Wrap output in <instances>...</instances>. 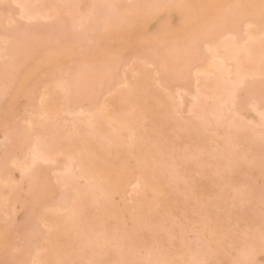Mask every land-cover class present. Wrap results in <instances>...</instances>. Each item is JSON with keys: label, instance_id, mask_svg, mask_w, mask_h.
I'll return each instance as SVG.
<instances>
[{"label": "rangeland", "instance_id": "rangeland-1", "mask_svg": "<svg viewBox=\"0 0 264 264\" xmlns=\"http://www.w3.org/2000/svg\"><path fill=\"white\" fill-rule=\"evenodd\" d=\"M90 1L91 0L76 1V14H82L83 10L85 13H88L86 9H89V6L87 5L90 4ZM144 1L145 4H148L150 2L149 4L161 5L164 0ZM196 1L197 0H192V2H195V6ZM133 2H135V0H119L118 5H130ZM56 5L57 6L55 10L59 17H70V12H68L67 10L66 3L58 2L56 3ZM141 5H143V3ZM150 10H153L154 16L156 17L148 19V21H150V19L152 21L149 23L147 22V28H145L143 33H141L142 36H140L141 34H131V36L127 37L126 43L119 44L117 42L118 51L121 53L120 59L113 61L110 58H107L108 60L105 61V64H107L108 67L107 75L105 76L102 83L93 89L95 99L93 101H89L88 99L78 100L76 98V94H73L72 92V94H70L69 92L68 96H70L72 101H70V98L67 96L69 99V103L66 106L64 104L65 101L61 99L64 102H60L61 104L58 103L60 104L59 106H57L59 115L55 119L49 120L48 118L49 122H47L49 124L44 123V120H47V118L44 119L45 116H41L39 118L40 120H38L37 118V122L40 121V124L38 123L39 125H41V120L44 119L43 123L45 124V126L43 125L42 127L38 124H34V129H32V131H30V135H27L25 138H23L20 133L22 130L21 128H27L29 126L28 119H30L31 117H35L36 109L40 105V96L43 95L45 91H47V87L45 88L44 86L46 82L51 84V86L50 84L49 86L53 88L54 95L62 97L63 95H59L62 93L59 92L61 90L60 88H58V83L64 82L69 78V76L76 74L78 71L80 72L81 68L82 70L85 69L88 62L92 69H96L98 66H100V64L104 62V56L100 55L97 52V49L100 47L99 44L101 39L95 40V37H97V34L99 33V29L93 24L94 21L97 20V16H92V19L88 21L89 23L83 20L87 24H84L83 22L81 24L85 26L78 24L79 26L75 27V25L70 24L69 26L65 27L66 29L63 30L64 32H61L64 33L60 34L61 41H65L68 44H71V46L73 45L74 53L72 55V59H67L59 68L52 69L48 64L42 61L39 55L40 53L37 52L32 54L31 57L27 58L25 63L18 68V71L15 72L16 79L14 83L8 84L7 80H4L1 85V88H5L4 93H2V95L0 94V104L2 105V110L0 112V159H3L4 157V160L7 161L14 155L16 156L21 152H26L29 148V145H31L32 143L35 132L37 130L42 131L41 129L49 132L47 131L49 127L53 128V131L56 133L55 134L52 131L53 135L55 134V136H58L61 143H66V141H68L66 136L68 134H71L76 125L79 124L80 126H84V124L88 122L86 118L87 116H89L90 112L95 111V109L97 108H104V103L107 100L113 101L111 99L116 94H118L120 90L125 89L128 84L126 83L127 81H134L140 76L138 70L146 72L147 75L149 72L148 76H150L151 78L148 77V80L150 79L148 81V84L150 82V89L153 90L151 91L150 89H148L150 90V92L154 94L157 93L159 96L163 97L164 100L167 98L166 103L168 107L172 103L171 108H169L172 116L171 114L168 115L169 118L172 119V124L165 123V120H163V117H161L160 114L156 115V117L159 118L157 119L158 122H152L151 118L154 114V107L151 104H148L147 107L144 108L145 117L140 120V123L142 127L141 132L143 131V133L145 132L148 135L149 141L148 139H143L145 140L146 145L149 144L147 150L153 151L152 147L157 146V144L154 145L155 143L153 142L155 140H158L159 138L163 139L164 135L168 136L169 139L165 142V152L161 153L163 159L170 158L169 155L178 154V151H181V148L183 147L185 149L190 148L192 146L191 144L194 140L195 134L193 132L191 133L190 131V134H188L189 132L186 131L184 133H187L188 135L186 134L184 136V133H182L183 131L180 127H178L177 123L179 124V122H185L192 118V113L189 112L192 105V94L195 91L196 86H200V84H202L203 82L202 68L206 66V64L210 60L212 52L216 47L219 46L221 42L230 41L234 38L243 39L246 37L249 30H253L256 33L258 32V39H260L259 44H263L264 46V14H262L261 17H258L251 12H243L237 17V27H234L232 25H224L218 28L215 27L213 30H205L204 33L198 36V39L194 43L186 44V50L183 54L185 60V65L182 68V70L184 71L183 76L178 78L168 75L167 77L163 78L160 69L161 60L164 59L163 57L171 60L172 54L174 53V50L172 49V42L170 40L163 39L156 40L158 48L154 49L153 45L148 43V40L155 37V32L157 33V31H159L160 29H167L169 25H171L169 26V28L178 27L181 22L182 11L177 9H174V11H170V9H167L166 11V8ZM162 10H164V12L166 11V13L162 12ZM18 11L19 6L17 4H14L12 0H0V43L6 41L7 44H11L14 40V36H12L14 35V30L17 28H22L23 24L30 30L35 31V34L31 36V39H29L31 41L33 40L35 44H40L41 42L42 44H48V42H50L51 40H55L54 35L47 34L46 32L53 29L54 25L57 22V17L50 16L47 18L26 20L19 15ZM176 12H178V14H175ZM223 12L224 11L222 10V13ZM219 13L220 11L214 12V14L218 15L215 17V19L218 21L221 20V14ZM165 14L170 18H167ZM161 19L167 20L162 21ZM260 21H262L263 24L260 23ZM158 22H160L162 26ZM163 22L165 25H163ZM165 22L169 23L166 24ZM156 26L160 28H157L156 30ZM82 31L85 33V36L82 34L84 40L80 41L83 42L84 47H82L81 42L75 39V34L82 33ZM152 32H154V35H150L152 34ZM111 41L113 40H110V42ZM79 43H81V45H79ZM1 54H3V56L0 58V64H5L9 62V60H12L7 50L3 49L1 51ZM230 63L232 64L233 62ZM32 64H37L35 73L31 74L22 83L24 91L16 93V89L20 85L22 75H24L25 71L28 70ZM259 65H262L263 70L258 74L248 72L244 81L238 85L235 93V108H232V110L234 109L237 111L239 109V112H237L241 114V121L245 125V127H242L243 131H240L242 135L247 132L245 128L249 130V128L253 127L254 124L261 123L258 121L256 122V120L261 121V116L258 114L261 113L259 111H264V108L262 107L264 106V60ZM257 84H259V87L256 91L254 89H251V86H257ZM260 87L262 91L259 89ZM179 94L181 95L182 102H180L179 100ZM75 99L78 101L73 102V100ZM169 100L171 101L169 102ZM240 105H242V107ZM124 106V104L121 105V107L123 108ZM126 107L127 106H125V108ZM254 107H257V109H255ZM261 107L263 109H261ZM119 108L120 107H116V109H114L112 107L111 109L117 111V109L120 110ZM172 108H174V111L172 110ZM108 109L110 110V108ZM254 110H259L256 111L257 115ZM118 112H115V114H117ZM76 117H80L81 120L76 122ZM85 126L84 129L87 130L88 127ZM256 128L258 129V131H264L263 126H257ZM110 129L111 126L109 124H104L103 131L95 134L96 137L92 139V144L97 146L102 151L108 150L110 152H113V154L110 153V155H108L106 164L115 166L117 158L114 154L119 155L125 152L127 153L128 151L129 154L128 157H126V160L128 158V161H124L127 163L128 167L130 166L132 161L133 165L136 159L135 154H137V150H135L137 149V145L133 144L135 143L133 141V137L135 136L133 135V137L131 138V142L130 138L125 137L127 136V132L123 131V136L121 138L122 140L120 144L111 145L107 138ZM220 129H217V126H214V123L208 124L204 132V136L207 138L205 144H207L208 147L211 146L213 148V145L218 144L222 141L224 135L222 136V134H219L222 132V130ZM89 131L90 130L88 129L87 132ZM87 132L85 133L84 131L85 134H87ZM256 136H253L252 140L257 139ZM56 139L58 140V138ZM240 140L242 141V143H244V146L248 145L250 147L243 149L244 146L241 144L240 146L243 147L240 149L238 148V151H242L241 154L245 157H242V160L240 159V161L237 160L240 164V168L235 167L236 170L232 167L233 165H235V162L238 164V162L234 158L230 157L229 160L225 161L231 164V168L225 166L216 167L217 165L215 166L213 164L214 160L208 152L205 153L207 154V157L205 156V154L203 155L202 164H194L193 162H191L194 164L192 166L190 165L191 167H187L183 164H178L174 167V169L172 168L175 172L171 173L174 178L170 176V172L168 170H164L163 177L161 178L164 181V190L156 194V197L162 200V204L156 208V213L160 212L157 215H159L161 219L159 220L158 224L152 223L149 227H142L139 229L141 235L140 237H138L139 239L137 240V246L135 247L137 255H145L148 251L153 252L154 250V252H156L157 249L161 248L162 251H166L169 253H178V256L176 255V259H181V256L182 258L184 257V259L182 260L179 259L178 262H180V264H202V262L205 260H212L215 262V264H235V255L237 254L238 247L242 242L250 241L252 243H260L262 224L261 218L262 216H264V208H262L261 206L259 194L254 198L256 201L251 200L250 202L246 196V190L254 189L257 193L260 190V187L264 185V175H262V172L259 168L260 164H258L260 162H258V160H261V153L260 149H253L257 141L254 143V141L250 140L252 141V143L249 141V145L245 144V141H243L245 139ZM18 141H20V143ZM128 141L130 143H128ZM21 143L23 149L20 147ZM1 151L4 153V156ZM154 153L155 152H152L150 154L148 152L149 155H153L155 157L160 156L157 155V153ZM233 155L238 156L237 154ZM55 159L56 161L53 162L40 163V167H42L40 174L44 176L46 181L48 182V185L51 188V193L39 197L37 203L32 204L29 202L28 205H32L30 207L27 205L26 209L25 204L27 202L24 204L23 201H31L32 197H34L33 191L31 192V190L24 188L29 183V180L27 179V176L24 175H22L21 178V173L19 172V170L14 168L15 170H17V172L13 171V166L10 165V163L9 166L7 164V167L9 169L12 168L11 172H13V178L16 179V183L19 184H17V186H20L18 187V190L19 188L20 190L17 193L20 194L18 196L16 194V197H20V200L14 199L15 201L18 200L17 203H15L14 200V203L13 201H10L13 205L11 206L9 202V205L7 204L8 206H6L8 209L4 206V212H0V230L6 228L7 232V238L2 242L0 241V264H28L27 261L29 260V264H32L34 258L40 256L42 253L45 254L42 246H44L45 244L44 250L46 251L47 239L45 237L47 236L48 238L49 236L48 231H50V226L45 220H43V218L40 216V213L44 210H51L64 198V196L69 195L68 193L71 192L73 185H78L77 187H81L84 184L85 181L77 174L71 175L68 179L69 182L62 184L59 179L60 177L66 175V172L62 170V162L67 159V156L64 153H58L55 155ZM206 159H209V163L206 161ZM100 162L101 159L97 158L95 163L99 164ZM95 163L90 164V166L93 167ZM127 174L128 179L125 185L120 187L119 191L115 192L112 195L111 201H113L114 205L115 201H117L116 203L118 204L116 209H126H124V212L123 210L118 209V213L119 215H121L120 218L123 217L122 222L124 221L126 223L125 224L123 222L124 226L126 225L128 226V228H130V230H132L131 228H136L134 226L131 227L134 221L132 217H129L130 213L132 214L138 212V206L141 204V201L143 199L145 201H153V198L151 196V198L148 199V197H150L149 192H151L149 189L136 184V182L139 181V178H141V173L138 168L131 166L127 170ZM24 177L26 178V180H28L26 185L24 184L26 181ZM228 179H231L230 181H234V186L237 189L232 186L231 182H227ZM228 184H230L231 186L229 187ZM240 190L242 191V193H239ZM222 194L225 195V197L221 198L220 196H222ZM237 194L240 196H236ZM22 198L23 200H21ZM21 202L23 203L24 207L22 206ZM9 207L11 208L9 209ZM99 208V201L96 200L88 202L83 207L82 219L87 221L94 220L95 214L98 212ZM203 208H206L208 212L211 213V215L214 214V218L215 216L217 217L215 218V222H212L214 226L213 231H216V234H213V236H215L216 238L215 241L206 239L204 240L203 238V241L199 240V237L201 236V226H199L198 221L201 218V214L207 213L206 210H202ZM11 209L13 210L12 212ZM121 213H123V216ZM160 214H162V216ZM53 215L57 219L65 220L67 211L56 210ZM126 218L128 219V221ZM106 224L107 231L113 235V238L108 240V243L104 245L108 253L110 251V254L116 255L115 253L117 251L126 250L125 242H127L128 239L123 236L122 230L126 229L127 227L124 228L123 226L122 229L118 223L117 218L114 215L107 217ZM177 227L180 228L182 232L183 230L185 231L183 234L187 235L186 237L190 238L192 241L191 242L190 240H188V242L190 241L191 244L195 243L196 247H209V245H215L214 243L217 241L216 244H221L219 246H221L224 250L223 259H226V262L225 260L223 261V259L222 261L216 260L209 253L203 255V257L197 254L198 257L200 256V259H198L197 257L196 259L198 260H191L190 262L189 259H187L189 255L188 250L183 246H178L175 244L178 242L176 235L175 239L174 237H172L173 240L172 238L163 240V236H165L167 231H170L169 229H171L172 232L177 233L179 231ZM196 231L199 233H197ZM31 232H33L32 234H34L35 237L34 242H30L28 240V236H30ZM197 242H199V245ZM73 243L67 242V245L65 247V249L71 253L72 251H75V244ZM200 247H198L197 249H199ZM101 254L97 259V263L86 260L84 256H76L75 261L79 262V264H118L117 258L106 261L104 254ZM24 257L27 258L24 259ZM263 257L264 253L259 252L256 256L255 264H264ZM22 260L27 261L23 262ZM56 262L60 264L61 261L59 260L58 262V260H56ZM52 263L57 264L55 263L54 259L51 260L50 264Z\"/></svg>", "mask_w": 264, "mask_h": 264}, {"label": "bare ground", "instance_id": "bare-ground-1", "mask_svg": "<svg viewBox=\"0 0 264 264\" xmlns=\"http://www.w3.org/2000/svg\"><path fill=\"white\" fill-rule=\"evenodd\" d=\"M76 1L78 0H12L14 4H17L19 6V15L26 20L36 18H47L50 16L57 17V22L54 25L53 29L46 32L47 34L54 35L55 40H51L50 42H48V44H42V42L40 44L38 42V44H35L33 40V42L29 40L31 39V36L35 34V31L30 30L27 26L23 24L22 28H17L14 30V35H12L14 36V40L11 44H7L6 41L0 43V58L3 56V54H1V51L5 49L8 51V54L12 59L5 64H0L1 95L2 93H4L5 89L1 88L2 82L4 80H7L8 84L14 83L16 79L15 72L18 71V68L22 66L25 63L26 59L31 57L32 54L39 52L42 61L48 64L52 69L59 68L62 64H64L67 59H72V55L74 53V46H71V44H68L65 41H61L60 39V34H64L61 32H64L63 30L66 29L65 27L69 26L70 24L75 25V27H78L82 22L84 24L89 23L88 21L92 19V16H97V20H95L93 23L99 29V33L97 34V37H95V40L102 39L103 37L108 42H110V40H116L115 42L122 44L127 42V37L131 36V34L140 35L141 33H143L145 28H147V22L149 23L152 21L151 19L150 21H148V19L156 17L154 16L153 10H142L140 14V22L143 26V32L133 33L130 29L123 28L106 33L104 29L106 27V21L109 18L120 15L125 11H131V9H122V7H100L102 5L119 6V0H91L89 2L90 4L87 5L89 6V9H86L88 13H85L83 10L82 14H76ZM58 2H63L67 4V10L68 12H70V17H59L55 10L57 6L56 3ZM142 3L145 4V1L135 0V2L131 3L130 5ZM194 3L195 2H192V0H164L161 3V5L171 6L167 7L166 11L167 9H170V11H174V9L182 11L181 22L178 27L169 28V26L171 25H169L167 29L163 27L164 30L160 29L159 31H157L158 34L156 32H152V34L150 35L156 34L157 36L155 35L154 38L148 40V43L152 44L154 49L158 48L156 40L163 39L170 40L172 42V49L174 50V53L172 54L171 60H168L165 57H163L164 59L161 60L160 69L163 78L167 77L168 75L178 78L183 76L184 71L182 70V68L185 65L183 54L186 50V44L193 43L191 41V36L194 32L197 33V35L199 36L200 34L204 33L205 30H213L215 27L218 28L224 25H232L234 27H237V17L243 12H251L257 15L258 17H261L262 14H264V0H197L196 6ZM183 5H187L190 7H181ZM222 10L224 11L223 13ZM166 11L164 12V10H162V12L164 13H166ZM215 11H220V21L215 19V17L218 16L214 14ZM175 14H178V12H176ZM167 18L170 17L168 16ZM83 20L87 23H85ZM161 20L164 21L167 19ZM158 23L161 24L160 22ZM165 23L168 24L169 22ZM260 23H262V21H260ZM163 25H165L164 22ZM157 26L156 30L157 28L159 29L162 24L161 26L159 25L160 27ZM82 34L85 36V33L83 31L82 33H76L75 39L81 42L82 47H84L83 42L80 41L84 40ZM140 36H142V34ZM259 40L260 39H258V32L256 33L253 30H249L245 38H234L230 41H223L219 44L218 47L215 48V50L211 54L210 60L208 61L206 66L202 68L203 82L202 84H200V86H196V89L192 94V105L189 110V112L192 113V118L185 122L183 121L181 123L179 122V124L177 123L178 127H180L183 131L182 133L190 131L191 133L193 132L196 137L194 136V140L191 144L192 146L190 145V148H186V150L183 147L181 148V151H178V154L169 155L170 158L168 159H163L161 156V153L165 152L164 146L166 140L169 139L168 136L164 135L163 139L159 138L158 140H155L153 143H155L154 145L157 144V146L152 147L153 151H148L147 147H149V144L146 145L145 140H143L148 139V135L145 132L143 133V131L141 132L142 127L140 120L145 117L144 108H146L148 104H151L154 107V114L151 118L152 122H158L157 119L159 118H157L156 115L160 114L161 117H163V120H165V123L172 124V119H170L168 116L171 114L169 108H171L172 103L168 107L166 103L167 98L164 100V98L159 96L157 93L154 94L150 92V82L148 84V81L150 79L148 80V77H151L148 76L149 72L147 71V75L146 72L140 70H138L140 76L134 81H127L126 83L128 84L125 89L120 90V92H118V94L113 97L114 99H111L113 101L107 100L104 103V108H97L95 109V111L90 112L89 116H87L86 118L88 122L84 124V126L86 125L90 130L89 132H87L88 129H84V126H80L78 124L71 132V134H68L66 136L68 141H66V143L62 141L63 143H61V141L59 140L60 138L58 136H55L56 133L53 131V128L49 127V129L51 130L50 131L48 129L47 131L49 132H46V130L43 129H41L42 131L37 130L38 132H35L32 143L31 145H29V148L26 152H21L19 153V155L16 156L14 155L7 161L4 160V157L3 159H0V212L3 211L4 206L5 208H7L6 206H8L9 204H11V206L13 205L10 201H13L14 199L20 200V197H16V194L20 190V188L18 190V187L20 186H17V180L13 178V172H11L12 168L9 169L7 167V164L9 166V163L13 166V171L17 172V170L15 169L19 170V172L21 173V178L22 175L27 176L29 183L27 184L28 180H26V178L24 177V179L26 180L24 184L28 185H26L27 188H24L31 190V192H34V197H32L31 201H23L24 204L27 202L25 204V209L27 208L29 202L32 204L37 203L39 197L51 193V188L48 185V182L46 181L45 177L40 174L42 169V167H40V163L56 161L55 155L58 153H64L67 156V159L62 162V170L66 172V175L60 177V182L62 184L68 183L69 177L75 174H77L85 181L81 187H77L78 185H73L71 192L68 193L69 195L64 196V198L51 210H44L40 213V216L43 218V220H45L49 224L50 231H48V238L47 236L45 237L47 239L46 251L44 250L45 244L44 246H42L45 254L42 253L38 257H36L35 254L36 258H34L32 264H50L52 259L55 260V263H57L56 260H58V262L59 260L75 261L76 256H84L86 260H90L93 263H97V259L101 253L104 254L106 261H110L114 258H117L118 264H180V262H178L180 258L176 259V255L178 253H169L166 251H162L161 248L157 249L158 251L156 250V252H154V250L153 252L148 251L145 255H141L144 252L140 254L141 256H139V254L137 255L135 247L137 246V240L139 239L138 237H140L141 235L139 229L142 227H149L152 223L158 224L159 220L161 219V217L157 215L160 212L156 213V208L162 204V200L157 198L156 194L164 190V181L161 179L163 177L164 170H168L170 172V176L173 177L171 173L174 172L173 169L175 166H177L178 164H183L189 167L190 165L192 166L194 164H202V157L207 152L210 153V156L214 160L213 164L215 166L217 165L216 167L225 166L231 168V164L225 162L226 160H229L230 157H232L236 161H240L242 157H245L241 154L242 151H238V148L240 149L244 146V143H242L240 139H245L243 140L245 141V144H249V141L252 140L253 136L256 135L257 139H254L252 141H254V143L257 141V144L255 143L254 148H252H257L256 150L260 149L261 137L264 136V131H258L256 127H264V121H262L259 116L261 121L256 120V122L258 121L261 123L255 122L256 124H254L253 127L249 126V130L245 128L247 132L242 135L240 131L242 130L243 126L245 127V125L241 121V114L238 113L239 109L237 110L238 112L234 109L232 110V108H235L234 99L236 98L235 93L237 87L240 83L244 81L248 72L258 74L263 70L262 65L259 64L264 60V46L263 44H259ZM81 43H79V45H81ZM103 60L104 62L100 64V66H98L96 69H92L88 62V64H86L85 69L82 70L81 68L80 72L78 71L76 74L69 76V78L64 82L58 83V88H60L61 90L59 92L62 93L59 95H63L62 97L54 95L53 88L50 87L51 84L46 82L44 86L45 88L47 87V91H45L43 95H41L42 97L40 96V105L36 109L35 117H31L30 119H28L29 126L27 128H21L22 130L20 133L22 137L25 138L27 135H30V131L34 129V124H40V121L37 122V118L38 120H40L39 118L41 116H45L44 119L47 118V120H41V125L38 124L42 127L43 125L45 126L44 123L49 124L48 118L49 120L55 119L59 115L57 106L61 104L60 102L65 101L64 104L66 106L69 103V92L70 94H76L77 96H75L78 100L88 99L89 101H93L95 99L93 89L96 86L100 85L104 80L105 76L107 75L108 67L107 64H105V61L108 59L104 57ZM230 62L233 63L231 64ZM36 67L37 64H32L30 68L25 71L24 75H22L21 77L20 85L16 89V93L24 91L22 83L31 74L35 73ZM251 87V89H254L256 91L259 87V84H257V86L255 85ZM259 89L261 90V87ZM178 97L180 102H182L180 94L178 95ZM61 99H63L64 101ZM78 100L75 99L73 100V102H77ZM114 100L116 103L114 102ZM70 101H72L71 98ZM170 101L171 100H169V102ZM120 104H124L127 107L125 108L124 106V109L123 107H121ZM240 106L242 107V105ZM112 107L114 109H116V107H120V110L117 109V111H114L111 109ZM257 107L254 108L257 109ZM262 107L264 108V106ZM262 107L261 109H263ZM108 108H110V110ZM1 110L2 105L0 104V112ZM172 110L174 111V108H172ZM254 111L256 112L259 110ZM115 112L118 113L115 114ZM258 115H260V113ZM79 120H81V118L76 117V122H78ZM210 123H214V126L216 125L217 129L226 126L225 128H223V130L222 128L220 129L222 130V132L219 134H222V136L224 135L222 141L215 145L212 144L213 148L210 146L212 150L210 149V147L207 146V144H205L207 138L204 136L205 129ZM104 124H109L111 126V129L109 130V134L107 136L111 145L120 144L122 140L121 138L123 136V131L127 132V136H124L130 138V140L133 135L135 136L133 137V141L135 142L133 144L137 145V149H135L137 150V154H135L136 159L133 165V161L129 167L125 162L128 161V158L126 160V157H128L129 154L128 151L127 153L125 152L119 155L114 154L117 158L115 166L106 164L108 155H110V153L113 154V152H110L108 150L102 151L97 146L92 144V139L96 137L95 134L99 133L100 131H103ZM52 131L55 133L54 135ZM84 131L85 133L87 132V134H85ZM190 132L188 134H190ZM186 134L187 133H184L183 135L185 136ZM55 137L58 138L60 142ZM20 141L18 142L20 143ZM129 141L128 143H130ZM252 141L250 142L252 143ZM241 144L243 145L242 147L240 146ZM20 147L22 148V143ZM247 147L250 146H244L243 149ZM148 152L150 154L152 152H155L157 153V155L160 156L155 157L153 155H149ZM233 154H237L238 156H235ZM205 156L207 157V154H205ZM97 158L101 159V162L99 164L95 163ZM208 160L206 159L207 162ZM259 161L260 160H258V162ZM191 162H193L194 164ZM93 163H95L96 165L94 164V166L91 167L90 164ZM258 164H260V162ZM239 165V162L238 164L235 162V165H233L232 167L237 168L239 167ZM131 166L138 168L141 173V178H139V181H137L136 184L149 189L151 192H149L150 197H148V199L151 198V196L153 198V201L147 199V201H145L143 199L141 201V204L138 206V212L132 214L130 213V215L128 214L129 217H132L134 221L131 227L134 226L136 228H131L132 230H130L128 226H124L125 222H122L123 217H121V219V215H119L118 213V209L123 210V212L126 209H116L118 204L116 203L117 201H115L116 206L114 205L113 201H111L112 195L115 192L119 191L120 187L125 185L128 179L127 170ZM259 166L257 167H259L261 171V164ZM230 180L228 179L227 182H231L232 186H234V181ZM228 185L229 187L231 186L230 184ZM234 188L236 187L234 186ZM239 193H242V191L240 190ZM19 194H17V196ZM258 194L259 191L256 193V195ZM236 196L240 195L237 194ZM220 197L223 198L225 197V195L222 194V196ZM18 200L15 201V203H17ZM21 200H23V198ZM96 200L100 202V208L95 214V219L88 221L83 220V207L88 202ZM253 201L256 200L253 199ZM23 203L21 202L22 206ZM10 208L11 207H9V209ZM56 210L67 211V216L65 217V220L57 219L53 215ZM202 210H206L207 213L201 214V218L198 221L199 226H201V236L199 237V240H202L203 238L204 240L206 239L210 241H215L216 238L215 236H213V234L215 235L216 231H213L214 226L212 222H215V218L217 217L215 216L214 218V214L211 215V213L208 212L206 208H203ZM12 211L13 210L11 209V212ZM121 214L123 216V213ZM111 215H114L117 218L118 223L122 229L123 226L124 228H128L122 230L123 236L128 239V241L125 242L126 250H119L115 253L116 255L110 254V251L108 253V251L104 247V245L108 243V240L113 238V235L107 231L106 224L107 217ZM160 215L162 216V214ZM177 229H179L178 232L176 230L177 233H174L171 231V229H169L170 231H167L165 236H163V240H167L172 237H174L175 239L176 235L178 242L175 244L178 246H183L185 249L188 250L189 255L187 259H189L190 262L191 260L196 261L200 259V256L203 257V255L208 253L211 254L213 258L219 261H222V259L224 258V250L221 246H219L221 244H216L217 241L215 243L213 242L215 245H209V247H204L201 245L202 248L198 246L201 249H197L198 247L195 246L196 244H191V239L187 238V235L183 234L185 231L183 230L182 232V230H180V228L178 227ZM32 233L33 232H31L30 236H28V240L30 242H34L35 240L34 234ZM6 235V228L0 230L1 242L7 238ZM188 240H190L191 242H188ZM67 242H74V252L72 251L71 253L65 249ZM197 243L199 245V242ZM263 251L264 248L261 247V243H252L250 241H244L238 247L237 254L235 255V261H246L248 259L255 260L257 254L259 252L264 253ZM197 254L200 256L198 257ZM27 257H24V259H26ZM197 257L198 259H196ZM182 259H184V257L182 258L181 256L180 260ZM224 260L226 262V259H223V261ZM22 261L26 262L27 260ZM29 261H27L28 264Z\"/></svg>", "mask_w": 264, "mask_h": 264}, {"label": "snow or ice", "instance_id": "snow-or-ice-1", "mask_svg": "<svg viewBox=\"0 0 264 264\" xmlns=\"http://www.w3.org/2000/svg\"><path fill=\"white\" fill-rule=\"evenodd\" d=\"M100 7H107V8H116V7H122L125 9H131V11H125L120 15H117L115 17H111L106 21V27L104 31L110 32L115 31L116 29H123L128 28L133 33H141L143 32V26L140 22L141 19V11L142 10H149V9H160V8H167L171 7L170 5H159V4H135V5H102ZM181 7H190L187 5H183ZM243 7V6H240ZM198 39L197 33H193L191 36V41L194 43ZM97 52L104 56L105 58H110L113 61L119 60L121 57V53L118 51V44L115 41L108 42L103 37L100 41V47L97 49ZM261 120L264 121V112L260 113ZM260 153H261V172L262 175H264V136L261 137V143H260ZM27 174V173H26ZM246 196L248 200L251 202L256 196V192L254 189H248L246 190ZM259 199L261 202L262 208H264V185L260 187L259 190ZM262 224H261V235H260V243L261 247L264 248V216H262ZM60 264H79V262L76 261H61ZM202 264H215L212 260H205L202 262ZM235 264H255V260L248 259L246 261H237Z\"/></svg>", "mask_w": 264, "mask_h": 264}]
</instances>
